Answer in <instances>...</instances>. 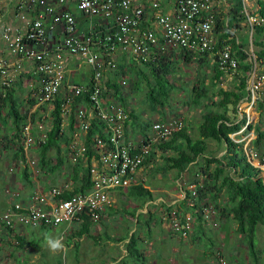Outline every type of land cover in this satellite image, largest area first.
<instances>
[{"label":"built area","instance_id":"2783aa9c","mask_svg":"<svg viewBox=\"0 0 264 264\" xmlns=\"http://www.w3.org/2000/svg\"><path fill=\"white\" fill-rule=\"evenodd\" d=\"M229 1L172 0L170 9L165 11L160 0H149L148 5L136 4L133 0H74L76 8L87 19V29L81 31L67 0H14L15 14L24 22L21 28L4 24L0 18L1 40L9 55L14 56L13 60L0 57V91L11 85L16 75L27 76V96L29 101L33 99L31 111L37 113L38 119L35 128L29 121L21 129L24 149L40 147L47 140L57 115L61 133L72 121L70 139L61 146L70 162L81 161L83 169H89L92 184L86 191L65 196L72 190L68 179L47 190L36 191L27 203L13 201L0 214V231L17 224L30 227L71 224L83 215L98 221L113 203L112 190L140 183V172L151 151L157 149L155 145L179 131L182 122L176 118L154 120L145 135L131 133L129 136L131 110L106 84L108 77L118 81L116 73H111L118 69V61L111 55L117 47L128 50L139 62L170 52L174 55L179 49L194 54L212 53L216 43V16L224 17ZM240 2L244 21L252 33L254 24L262 21L256 14L257 0ZM4 7L5 2L0 0V12ZM148 10L159 30L144 25ZM95 18L100 20L95 23ZM102 26L104 30L100 31ZM249 59L253 67L246 76L247 93L238 104L245 102L252 106L264 101V70L258 67L254 54L249 53ZM217 60L226 74L237 73L238 60L228 45L219 47ZM82 63L90 66L88 72L82 73V81L72 80L71 74L75 70L79 72L81 67L74 69L72 64ZM237 132L229 134L234 141L232 134ZM244 152L253 165L263 167L264 158L250 146V141L244 143ZM27 162L34 168L37 164L31 156ZM34 171L37 173L36 169ZM184 185L195 196L204 181L201 177L197 181L184 182ZM185 195L186 191L183 197ZM213 213L215 209L211 203L202 207L204 221ZM166 216L171 230L187 237L194 217L189 213L180 216L176 209L166 212Z\"/></svg>","mask_w":264,"mask_h":264},{"label":"trees","instance_id":"16d2710c","mask_svg":"<svg viewBox=\"0 0 264 264\" xmlns=\"http://www.w3.org/2000/svg\"><path fill=\"white\" fill-rule=\"evenodd\" d=\"M257 4L256 13L262 21L254 24L251 37L255 46V60L264 64V0H257ZM244 18L240 0H230L224 18L218 14L216 16L214 26L216 43L211 55L208 51H205L197 53L199 56L196 57V54L180 49L181 55L185 56V60L189 62L193 60V55H195V60L200 65L208 63L210 66V61H212L211 67L214 73L210 75L209 83L205 80L206 73L203 76L200 74L201 77L199 76L198 81L192 86V102L198 104L207 98L215 107L207 108L201 113L196 138L190 136L186 126H182L168 140L155 146L158 150L166 152L164 160L166 163H170V167L177 172V177L184 171H188L190 165H197L201 173L204 174V186L197 189L195 196H192L191 192L186 190L185 198L181 202L183 210L195 211L199 209L194 212L197 219L196 232H204L201 223V210L204 205L211 203L218 219L233 220L235 222V232L245 238L247 246H249V255L254 259L253 264L258 262L264 264V177L260 176L261 169L248 160L247 154L244 152V142H235L229 136V134L239 131L246 123L245 114L236 119H232L228 114L229 106L232 107L233 112H236L238 102L246 96V76L253 67L246 43L242 42L237 35L235 36L237 31L243 27L241 24H243ZM225 45L229 46L231 54L238 60L237 73L234 74L236 80L233 87L228 89H224L219 85L226 72L217 60V50ZM201 55L208 56V59L200 57ZM170 56H173V52L142 63L133 60L131 68L126 63L119 61L116 74L132 72L137 76L136 82L133 83L135 88H139L141 81L145 80L149 87L146 99L149 101L150 107L153 109L158 105L163 107L168 101L169 92L175 86L167 78L168 73L174 70L176 64V61H173ZM213 58L215 60H212ZM140 64H144L145 69H149L154 83L149 81L145 69ZM106 84L113 89L118 99L128 107L124 91L120 86L121 83L108 77ZM214 96H218V99L214 100ZM6 106L8 107L6 117H11L14 125L12 138L13 140L16 139L15 143H17L15 154L22 165V170L25 174H28V166L27 163L25 164L26 154H24L22 142L19 141L21 140V129L25 124L26 116L20 113L18 109V98L12 84L0 91V117L2 108ZM258 107L264 108V101H259ZM130 116L138 120V116L132 111ZM144 124L145 126L142 125V127L138 124L142 128L141 134L143 135L146 134L150 121ZM251 129L252 125L247 124L244 132ZM71 131L72 121L61 133L60 119L57 115L51 130L48 132L47 140L39 147V165L41 168H45V172H55L62 169V165L66 160L64 157L67 154L62 155L61 145L63 142H68ZM253 132L256 136L250 140V146L264 158V128L257 125L254 127ZM207 139H213L218 145H222L224 154L217 156L216 153H208L206 151L208 148ZM51 149L56 151V155H58L54 164L50 163L51 157L48 155ZM150 154L147 163L154 159L156 155L155 151H151ZM165 164L154 169L162 173V171H165ZM82 166L83 162L81 161L76 163L67 162L66 167L69 168L72 190L66 193L65 196L75 192H83L90 188L92 181H90L89 169L87 167L83 169ZM125 194L127 197L141 201V203L152 198L151 191L141 184L127 187ZM177 212H180L179 208ZM84 219L85 224L83 226L88 227L90 219L88 217H84ZM259 226L263 229V246H257L255 243ZM134 239V235H132L127 243L130 254L139 252Z\"/></svg>","mask_w":264,"mask_h":264},{"label":"crops","instance_id":"0c3cea01","mask_svg":"<svg viewBox=\"0 0 264 264\" xmlns=\"http://www.w3.org/2000/svg\"><path fill=\"white\" fill-rule=\"evenodd\" d=\"M5 2L4 9L0 12V18L2 20V23L4 24H13L18 25L19 27H23V20L20 18L18 14H15L14 10V0H11L10 2H6V0H3ZM69 2V6L72 10V13L77 20V28L81 31H86L87 29V19L86 17L76 8V5L74 3V0H67ZM136 4H149V0H133ZM162 8L165 11H168L171 7L172 0H160ZM148 15L145 20L144 25L150 26L152 28H155L156 30H159L158 25L154 21V19L151 17V11H147ZM224 18V17H223ZM97 20V21H96ZM100 19L95 18L94 21L97 23ZM98 31V26H95ZM104 30V26H102L101 30ZM107 30V29H106ZM250 39V38H249ZM186 52V51H185ZM126 62L130 65L133 63V57L129 53L128 50H122L121 48L117 47L114 49L113 54L111 57L114 58L115 61H118L119 56H126L128 55ZM180 49L175 52L173 57H176V59H182L185 60V56L181 55ZM0 57H3L8 60H13L14 56L11 54L9 55L7 49L5 48V45L0 37ZM199 56L196 53V57ZM193 55V60L190 62L195 61L196 57ZM205 57L208 59V56H200ZM123 58V57H122ZM172 58V56H171ZM118 59V60H116ZM124 60V59H122ZM136 61V60H135ZM119 62V61H118ZM139 62V61H137ZM189 62V61H187ZM142 63V62H139ZM177 63V62H176ZM210 64L212 65V61H210ZM211 65L209 66L208 63L205 64L206 68H204L202 73L203 76L204 73H206V82L209 83L210 75L214 73L212 70ZM78 66H81L79 64H72V68H76ZM200 68H203V65H198ZM73 73L77 74V71L75 70ZM71 74L74 75V74ZM75 76V75H74ZM200 76V75H199ZM199 76L196 77L195 81H198ZM201 77V76H200ZM226 76L224 75L221 79V82H219V85L221 86L222 82L224 81V78ZM26 75L24 74H18L13 79V87L14 92L17 95L18 98V109L20 113L24 114L26 116V122L31 123V125L34 127L37 123V113L31 111L33 107V99L30 98L31 101L28 99V91H29V81ZM32 81L35 85H37V81L35 79V76H32ZM234 85V83H233ZM24 89V93H20L21 90ZM227 89V88H225ZM30 94V92H29ZM30 102V103H29ZM7 109L8 107L2 108V112L5 111V114L7 115ZM1 112V114H2ZM6 115L3 114L4 117ZM131 121L129 123V132L133 135H141L142 125L145 126V121L142 124H139L141 127L134 126V119L131 117ZM138 118V117H137ZM163 121V118L157 117L154 120H161ZM7 121V123L10 122L12 131L9 134V137L0 138L3 139V147L11 148L14 155V160L16 162L17 155V143H15L16 139L13 140L12 135H14V125L12 118L4 119ZM152 120V121H154ZM150 121V123L152 122ZM150 126V125H149ZM148 126V128H149ZM137 127V128H136ZM35 128V127H34ZM135 130H134V129ZM140 129V130H139ZM148 130V129H147ZM22 142V139L19 140ZM23 144V142H22ZM24 148V144H23ZM39 147H29L24 149V154H26V161L28 166V174H25L24 170L20 168L16 171V174L19 173L16 177L17 180H14L16 185L12 186V189L9 188V182H6V188L4 192L3 197V203L0 206V214H2L11 204L13 201H20L22 203H27L30 201L32 195L36 191H44L47 190L51 186L62 184L66 181H62L59 184L54 183L55 181H41L39 180L40 173H36L34 170V167H31V165L28 164L27 159L29 156L35 158L37 160V163L39 164ZM62 155H65L63 149L61 151ZM36 154V155H35ZM58 156V155H57ZM65 163L62 165V168L65 166L67 162H70L67 155L64 157ZM57 159V158H56ZM55 159V161H57ZM153 159L149 162V164H152ZM21 164V163H20ZM24 164V165H25ZM148 164V163H147ZM15 167L10 168L13 169ZM67 168V167H66ZM144 168V167H143ZM16 169V168H15ZM45 171V168H42ZM37 170V169H36ZM39 172V170H37ZM68 176H69V168H67ZM1 179L10 180L6 173L3 171L0 173ZM10 175V174H9ZM21 180H20V179ZM25 178L26 180H24ZM29 178V180H28ZM70 184L72 183L71 181ZM175 191L172 194H156V192L149 188L143 178L142 181H140L139 184L143 185L145 188L149 189L152 193V198L145 200L141 203V201L134 199L135 201L141 203L136 204L132 210L128 209H122L121 206L119 208H116L115 203L117 202V199L119 196L126 195V189L123 188H117L111 191V195L113 198V203L110 205L104 212V214L101 216V218L98 221L91 220L87 215H83L82 218L77 222H72L71 224L62 223L54 227H47V226H41V227H30L28 225H22L17 224L15 226H12V228H5L3 227L0 231V247L2 245H11L12 238H16V242H14L13 248L6 251V254L10 257L14 256L17 263L21 262V264H25L27 261L22 260V253L24 251H28L30 246H36V243L33 241L32 237H34V234L41 235L43 238L46 236V232L48 230L53 231V229L57 227H61L59 236L63 237V242L65 244L64 250L53 253L49 252L50 250L47 247V244L44 243L40 247L36 248L38 249L39 253L33 254V256L30 258V264L35 263L39 258L49 255L58 256V258H62V255L64 254V260L65 263L69 264H99V262L102 260L104 262L103 264H116L124 262V259L128 257L130 252L128 251L127 243L129 242L132 235H134L135 245L139 248V252L137 253L138 259L141 260V264H180L179 261L183 258L184 255L187 253L189 254V248H195L194 244L197 243V240H199L200 244H203L204 239L208 238L207 234L210 235L211 232L206 228L207 224L202 219L201 223L204 227V232H196V225H197V219L194 215V212L198 211L199 209L192 211V210H183L182 206V200L185 198L183 197V188L179 185V181H175ZM184 183V182H183ZM72 185V184H71ZM123 189V190H120ZM156 197H155V196ZM192 203V202H190ZM180 209V216L183 214H191L194 217L193 220V227L191 229V233L188 234L187 237H181L177 234H175L170 227L169 224V218L166 216V212H168L171 209ZM84 217H88L90 219V223L88 227H84L83 224H85ZM216 222L221 229V231H224V238L228 240L230 232L235 231V222L233 220H223L218 219L217 215ZM116 222H120V224H116ZM108 227H110L111 230H107ZM101 234H104V237L101 236ZM238 234V233H237ZM140 244V245H139ZM224 244V243H221ZM30 245V246H29ZM221 246H217L219 248ZM204 253H202L205 257V259L208 260L209 254L207 253V245H203ZM33 249H35L33 247ZM212 250L214 251V248L212 247ZM212 251V253H213ZM40 255V256H39ZM183 255V256H182ZM27 259V258H25ZM29 259V258H28ZM205 263V261L203 260ZM16 263V264H17ZM59 262L58 264H60Z\"/></svg>","mask_w":264,"mask_h":264},{"label":"rangeland","instance_id":"374dc122","mask_svg":"<svg viewBox=\"0 0 264 264\" xmlns=\"http://www.w3.org/2000/svg\"><path fill=\"white\" fill-rule=\"evenodd\" d=\"M243 27L237 31L235 36L237 35L238 38L246 43L247 51L250 54H254L255 46L252 43L253 38L251 37L252 33L249 32L246 23L244 21L241 24ZM249 32V33H248ZM250 38V39H249ZM177 50H175L176 52ZM128 54V53H127ZM211 54V53H210ZM1 56V55H0ZM128 55L126 56H119L120 62H124L131 68L130 63L126 62ZM123 57V58H122ZM255 57V55H254ZM124 59V60H122ZM173 61L177 63L174 66V70L168 73L167 78L171 80L175 84L173 89L169 92L168 101L166 104L162 106H157L156 108H151L149 105V101L146 99V93L149 90L146 81L142 80L139 84V88H135L133 83L136 82L137 76H135L132 72L128 71L126 74L118 73L115 75V78L121 83L120 86L124 91L128 107L138 116V120L134 121V126L138 124H142L145 122L152 121L157 117H161L164 120H170L173 118L180 119L182 122V126H186L188 128L189 134L191 137L196 138L198 135L197 125L201 119V113L205 111L207 108H214L215 106L211 104L210 99H204L200 103L194 104L192 102V86L195 85V79L199 76L200 72L202 73L204 68H206L205 63H203V68H200L198 65L197 60L193 62H187L182 59H176V57L171 58ZM258 67L261 70H264V64L257 62ZM142 68H146L144 64H140ZM89 65L82 63L79 72L77 74L73 73L74 75L71 76L72 80L74 81H82V73L88 72ZM117 68L111 71L112 75L116 73ZM146 74L148 75L149 81L154 83V79L149 73V69H145ZM224 81L221 84V87L225 88H232L233 83L236 80V77L233 73H228L225 75ZM24 93V89L20 91V93ZM214 100L218 99V96L213 97ZM245 114L246 121H249V124L252 125V129L246 132H237L236 134H232L235 141H244V143L253 139L256 134L253 132L254 127L260 125L264 128V108L258 107V103L253 104L252 106H248L245 102L237 104V111L233 112L232 107L229 106L228 114L232 119L240 118L241 114ZM5 111L2 112L0 117V138L9 137L12 129L10 122L7 123L4 119L6 117ZM162 120V119H161ZM245 125L243 128H245ZM137 128V127H136ZM135 128V129H136ZM241 128V129H243ZM134 129V128H133ZM134 129V130H135ZM129 136H132L130 132H128ZM231 135V136H232ZM3 139H0V173L3 171L6 173L10 180L1 179L0 175V206L2 205V199L4 197V190L6 188V182L8 181L9 188L12 189V186L16 185L14 180H17L16 177L19 173L16 174V171L22 168L21 164L16 160H14L13 151L11 148L3 147ZM208 141V153H216L217 156H221L224 154V147L222 145H218V143L213 139H207ZM167 153L171 154L167 151ZM155 158L153 159L152 164H145L144 168L141 170L139 175V181H142V178L145 184L153 189L156 194H172L175 191L176 182L179 181V185L183 188L184 191L187 189L183 182H192L197 181L199 178H204V174L201 173L199 167L196 165H190L188 167V171H184L178 177L176 176L177 172L170 167V163H166L164 160V155L166 152H162L161 150H155ZM36 155V154H35ZM50 155V163L54 164L57 158L56 151L51 149L48 152ZM166 163V164H165ZM165 164V171L161 173V171H157L154 168L160 165ZM15 167L10 170V168ZM35 169L39 170V180L41 181H55L54 183L59 184L62 181H68L69 176L67 172V168L64 166L62 169L55 171V172H45L41 166L37 163ZM261 169L260 176L264 177V165ZM10 174V175H9ZM195 174V176H194ZM20 179V178H19ZM26 180L25 178H23ZM21 180V179H20ZM177 187V186H176ZM176 192V191H175ZM155 196V195H154ZM156 197V196H155ZM136 204H140L139 202L135 201L133 198L127 197L126 195L124 198L119 196L117 202L115 203L116 208L121 206L122 209L132 210ZM215 213L212 214V217L209 220H206V228L211 232L210 235L207 234L208 238L204 239L203 244H200L199 240L197 243L194 244L195 248H189V254L182 255L183 258L179 261L180 264H253L254 259L249 255V246H247V242L243 236L239 233L237 234L235 231H231L228 240L224 238V231L219 229ZM115 223L118 225L120 222ZM61 227H57L53 229V231L48 230L46 235H51L53 237L59 236ZM107 230H111L108 227ZM191 233V232H190ZM104 237V234H101ZM188 236V235H187ZM33 241L36 243V246H30L28 251H24L22 253V260L27 261L25 264H30V258L33 254L38 255V247H40L45 242V237L43 238L41 235L34 234L32 237ZM16 242V238H12L11 245H2L0 247V264H16L17 261L14 256L10 257L6 254V251L13 248V243ZM224 243V244H221ZM256 245L263 246V229L259 226L257 228L256 233ZM140 245V244H139ZM203 245H207V253L209 254L208 260L205 259L204 255V248ZM217 246H221L216 249ZM33 247L35 249H33ZM48 247V246H47ZM214 248V251L212 250ZM213 251V253H212ZM51 253V251H49ZM204 253V255L202 254ZM40 256V255H39ZM64 254L62 258H58V256H53L52 254L49 256L43 255V257L39 258L33 264H67L64 260ZM27 258V259H25ZM29 258V259H28ZM139 257L137 254L128 255L124 259V262L116 263V264H141V260L138 259ZM205 261V263L203 262ZM219 260V261H218ZM220 262V263H218ZM102 260L99 264H103ZM258 262L257 264H259ZM17 264H21L18 262ZM69 264V263H68Z\"/></svg>","mask_w":264,"mask_h":264},{"label":"clouds","instance_id":"9594fccd","mask_svg":"<svg viewBox=\"0 0 264 264\" xmlns=\"http://www.w3.org/2000/svg\"><path fill=\"white\" fill-rule=\"evenodd\" d=\"M45 242L48 246V249L53 253L60 252V251L64 250V248H65V244L63 242V237H61V236L53 237L51 235H46L45 236Z\"/></svg>","mask_w":264,"mask_h":264}]
</instances>
